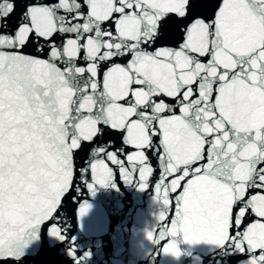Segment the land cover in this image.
Segmentation results:
<instances>
[{
  "label": "snow or ice",
  "instance_id": "1",
  "mask_svg": "<svg viewBox=\"0 0 264 264\" xmlns=\"http://www.w3.org/2000/svg\"><path fill=\"white\" fill-rule=\"evenodd\" d=\"M117 176L174 212L165 254L264 264V0H0V264Z\"/></svg>",
  "mask_w": 264,
  "mask_h": 264
},
{
  "label": "water",
  "instance_id": "2",
  "mask_svg": "<svg viewBox=\"0 0 264 264\" xmlns=\"http://www.w3.org/2000/svg\"><path fill=\"white\" fill-rule=\"evenodd\" d=\"M76 183L83 188L79 181ZM115 185H96L94 194L87 188L78 189L66 197L61 215L69 241L61 243L41 230L40 238L26 249V254L38 255L25 264H72L67 255L69 243L74 244L81 264H226L227 258L214 246L206 242L189 244L182 236L177 238L181 255L165 254L168 238L156 244L147 233L159 225L170 226L174 212L159 222L164 206L154 198L151 187L142 191L136 183L127 184L119 176ZM84 203L90 207L80 217L78 210Z\"/></svg>",
  "mask_w": 264,
  "mask_h": 264
}]
</instances>
